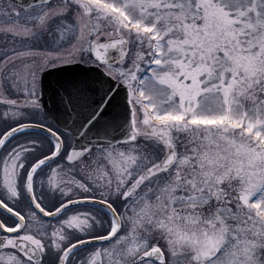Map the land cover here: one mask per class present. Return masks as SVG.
Masks as SVG:
<instances>
[{"label":"snow or ice","instance_id":"1","mask_svg":"<svg viewBox=\"0 0 264 264\" xmlns=\"http://www.w3.org/2000/svg\"><path fill=\"white\" fill-rule=\"evenodd\" d=\"M0 264H264V0H0Z\"/></svg>","mask_w":264,"mask_h":264},{"label":"water","instance_id":"2","mask_svg":"<svg viewBox=\"0 0 264 264\" xmlns=\"http://www.w3.org/2000/svg\"><path fill=\"white\" fill-rule=\"evenodd\" d=\"M73 72L66 69H57L54 70L52 73L46 75L45 80V88H46V96H45V102H49V93L48 89L51 87H55L57 84V81L62 80L64 78H67L68 76L72 75Z\"/></svg>","mask_w":264,"mask_h":264}]
</instances>
